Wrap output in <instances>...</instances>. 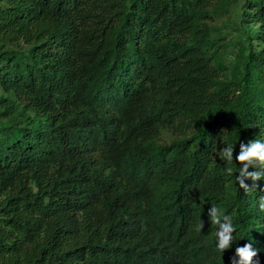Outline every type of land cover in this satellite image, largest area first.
Wrapping results in <instances>:
<instances>
[{"label":"trees","instance_id":"16d2710c","mask_svg":"<svg viewBox=\"0 0 264 264\" xmlns=\"http://www.w3.org/2000/svg\"><path fill=\"white\" fill-rule=\"evenodd\" d=\"M256 138L264 0H0V264H264Z\"/></svg>","mask_w":264,"mask_h":264},{"label":"clouds","instance_id":"9594fccd","mask_svg":"<svg viewBox=\"0 0 264 264\" xmlns=\"http://www.w3.org/2000/svg\"><path fill=\"white\" fill-rule=\"evenodd\" d=\"M235 145L226 143V147L221 149L219 156L227 163H231L234 159ZM235 159L241 165L239 175H236V181L245 191L250 190V186L246 183L247 179L259 181L264 178V171H249L252 166H264V140L255 139L248 143H240L239 154ZM227 173L232 174V169L227 168ZM259 208L264 211V196L260 198ZM209 218L211 224L218 226L216 231L217 248L221 252L230 249L236 240L234 235L237 231L233 224L232 215L225 214L224 210L217 206H212L209 210ZM203 224L197 225V230L203 229ZM259 249L254 248L253 243L249 242L235 249V255L232 257V264H253L254 258L257 257Z\"/></svg>","mask_w":264,"mask_h":264}]
</instances>
